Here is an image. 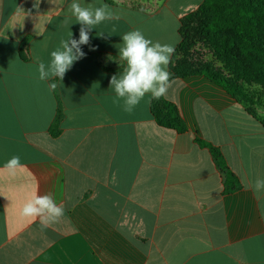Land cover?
<instances>
[{"label":"crops","instance_id":"obj_1","mask_svg":"<svg viewBox=\"0 0 264 264\" xmlns=\"http://www.w3.org/2000/svg\"><path fill=\"white\" fill-rule=\"evenodd\" d=\"M81 2L114 16L62 80L40 81L37 58L48 64L70 31L79 38L71 0H0V264H264V190L253 191L264 118L204 75L172 79L184 22L205 0ZM133 30L174 47L159 101L178 107L183 133L155 121L150 94L131 113L114 102L110 79ZM197 138L223 154L234 191ZM12 156L23 165L14 175ZM37 193L66 210L45 230L20 215Z\"/></svg>","mask_w":264,"mask_h":264},{"label":"clouds","instance_id":"obj_2","mask_svg":"<svg viewBox=\"0 0 264 264\" xmlns=\"http://www.w3.org/2000/svg\"><path fill=\"white\" fill-rule=\"evenodd\" d=\"M67 12L80 24L79 38H73L71 31L65 40H61L60 46L50 53V62L37 58V72L40 81L51 78L62 80L66 72L75 61L86 54L81 45L90 44V32L98 25L113 18L114 13L109 5L100 4L86 6L81 0H71ZM122 45L119 46V59L125 62L123 71L113 75L110 79V88L115 92V103L123 101L125 112L131 113L140 104L146 94L152 99L159 100L166 97L174 83L171 80V72L168 66L174 53V47L159 42H153L146 38L139 30H133L122 35ZM55 89L56 84L50 85ZM11 174L23 167L19 156H12L4 166ZM264 190V179H257L253 185L254 192ZM65 208L58 205L51 194H34L23 203L20 215L32 220L39 219L41 230L47 229L52 223L59 221L65 215Z\"/></svg>","mask_w":264,"mask_h":264},{"label":"trees","instance_id":"obj_3","mask_svg":"<svg viewBox=\"0 0 264 264\" xmlns=\"http://www.w3.org/2000/svg\"><path fill=\"white\" fill-rule=\"evenodd\" d=\"M199 11L207 15V20L202 25V34L215 41L214 47L218 58L239 72L242 80L247 83L255 79L253 69L251 71L244 69L242 61L237 56L256 61L258 62L256 73L264 81V0H205ZM184 28L183 26V37ZM185 63L184 61L180 63L181 69L172 79L204 75L245 105L250 113L253 112L251 104L255 103L256 97H252L247 88L211 69L186 66ZM258 94L256 93V96ZM153 117L162 127L175 129L179 133L187 130L178 107L173 103L157 100V103H153ZM262 123L264 125V121ZM197 142L211 150L217 164L226 174V191H234L237 177L228 168L220 150L199 138Z\"/></svg>","mask_w":264,"mask_h":264},{"label":"rangeland","instance_id":"obj_4","mask_svg":"<svg viewBox=\"0 0 264 264\" xmlns=\"http://www.w3.org/2000/svg\"><path fill=\"white\" fill-rule=\"evenodd\" d=\"M207 20V15L201 11L192 14L184 24V37L178 56L182 57L181 62H186V66H197L211 69L222 76L237 81L239 85L247 88L252 97L255 98V103L251 104L253 112L256 115L264 118V81L256 73L258 62L250 61V59H243L239 56L238 59L242 61L243 68L253 72V80L245 82L242 80L239 72L235 71L233 67L225 64L218 58L215 50V41L202 34V25ZM259 79H261L259 81ZM256 93L258 96H256Z\"/></svg>","mask_w":264,"mask_h":264}]
</instances>
